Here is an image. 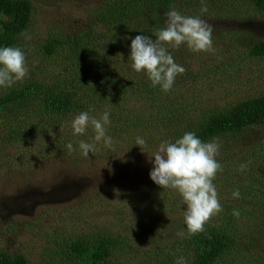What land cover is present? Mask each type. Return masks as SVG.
<instances>
[{
  "label": "trees",
  "instance_id": "obj_1",
  "mask_svg": "<svg viewBox=\"0 0 264 264\" xmlns=\"http://www.w3.org/2000/svg\"><path fill=\"white\" fill-rule=\"evenodd\" d=\"M56 1L63 5L70 0ZM92 1L82 5L87 7ZM101 1L103 4L97 5L93 12L85 9L84 18L76 21L73 29L64 27L67 23L48 29L45 42L39 46V56L43 59L39 65L44 67L13 87L0 89V121L4 125L0 129L2 154L17 157L24 154L12 149L17 135L20 143L32 136L48 135L46 151L49 155L58 150L52 142L54 135H67L73 144L84 140L102 149L104 144L94 141L91 127L85 135L76 136L77 140L72 137L71 121L82 111L98 116L109 110L108 134L113 138L112 146L121 140L135 148L138 147L134 146L136 138L142 136L147 141V146L143 147L145 152L162 141H175L187 131L196 132L207 142L214 138H239L255 129L264 130V91L234 98L221 107L210 99V88L204 89L203 83H209L205 78L213 72L208 62L213 57L210 52L214 50L216 59H220L219 36L215 34L209 51L193 52L185 45L176 49L169 47L175 62L186 71L176 77L167 92L152 87L143 72L131 69L130 38L147 35L154 39L157 30L164 26V13L172 9L185 16L202 18L192 11V3L200 4L203 0ZM242 1L246 4L239 6L243 9L238 13L247 11V16L255 13L251 19L253 24L249 22L255 32L248 39H243L241 31L238 34L247 46L248 55L262 62L264 67V0ZM206 8L208 11L210 4ZM225 9L226 13L234 15L233 8ZM33 10L30 0H0V46H20L22 33L30 27ZM254 24L261 28L259 32ZM187 59H193L192 68ZM206 101L207 106H204ZM255 153L264 158V151ZM255 153L250 158L244 150L237 149L235 159L231 149L223 146L218 152V157L223 159L217 161L224 167L237 162V166L243 165L246 171H254ZM257 168L264 174V161ZM177 203L181 204V200ZM252 205L247 208L233 204L222 206V211L205 223L203 232L192 235L186 231L184 217L180 218L177 225L183 232L170 240L174 256L169 264H176L178 257L186 258L187 264H264V214L258 216V206L250 209ZM234 210L240 215H233ZM149 224L153 226L152 222ZM133 232L131 239H118L116 234H98L90 239L83 235L80 240L64 242L66 247L61 249L59 260L45 264H108L117 250L118 254L121 252L126 240L133 242L132 250L136 251L133 248L142 237L137 230ZM255 232L258 234L255 238H261L263 244L259 254L255 252L251 258L245 242ZM0 264H28V261L22 254L2 251Z\"/></svg>",
  "mask_w": 264,
  "mask_h": 264
},
{
  "label": "rangeland",
  "instance_id": "obj_2",
  "mask_svg": "<svg viewBox=\"0 0 264 264\" xmlns=\"http://www.w3.org/2000/svg\"><path fill=\"white\" fill-rule=\"evenodd\" d=\"M30 1L34 10L25 33L31 39L25 40L22 35L18 46L26 56V80L39 67H44L39 65L43 60L39 56V46L45 42L48 29L64 23L68 24L64 25L69 27L68 30L73 29L85 9L90 13L97 5L103 4L101 0H94L87 7L82 4L89 0H70L63 5H58L56 0ZM208 4L210 9L201 12ZM245 4L242 0L192 3V11L201 14V19L212 25L213 34L219 36L220 59H216L214 50L210 52L213 57L208 62L213 72L205 78L209 83L203 85L205 90L210 88V99L221 107L227 106L234 98L264 91L263 64L252 59L247 46L243 45V39L255 32L249 24L255 13L248 16L247 11L238 13L243 9L239 6ZM225 8H233L234 15L226 13ZM254 27L258 32L261 30L255 24ZM238 31L244 34L243 39ZM187 60L192 68L193 59ZM3 127L0 121V129ZM18 136L13 138L12 149L21 150L24 153L21 157L0 152V252L22 254L28 264H45L59 260L61 249L66 247L64 242L80 240L83 235L90 239L98 234H116L118 239H131L135 235L133 230H137L142 239L134 246L136 251L132 250L133 242L126 240L121 252L118 254L117 250L108 264L172 262L174 253L170 240L176 234L182 235L183 230L177 221L184 217V205L182 202L178 205L181 198L174 190L161 189L149 179L151 156L159 144L145 152L144 148L130 147L119 140L110 153V148L104 145L85 157L79 144L74 143L75 150L71 152L66 148L71 142L67 135H54L52 142L58 150L49 155L46 151L48 135L32 136L23 143L18 141ZM72 137L77 140L76 136ZM216 140L220 149L223 146L230 148L235 159L237 149L244 150L250 158L255 151L259 154L264 151L262 129L251 130L239 138ZM0 143H3L2 137ZM218 155L216 160L223 159ZM262 161L264 158L255 153L254 171L241 170L237 162L226 167L221 165L213 180L221 207L233 204L247 208L254 203L250 209L258 206V216L264 214V174H260L257 168ZM237 189L240 197L234 199L232 192ZM255 235L258 234L255 232L245 242L247 251L252 253L251 258L255 252L259 254L263 244Z\"/></svg>",
  "mask_w": 264,
  "mask_h": 264
},
{
  "label": "clouds",
  "instance_id": "obj_3",
  "mask_svg": "<svg viewBox=\"0 0 264 264\" xmlns=\"http://www.w3.org/2000/svg\"><path fill=\"white\" fill-rule=\"evenodd\" d=\"M202 8L201 12H206ZM164 26L157 30L155 38L147 35H136L131 39V69L136 73L143 72L152 87H159L167 92L175 83L176 77L186 69L175 62L169 47L176 49L185 45L193 52L209 51L213 46V27L198 16H185L172 9L164 13ZM25 40L31 37L22 33ZM126 39H129L126 37ZM28 75L26 56L17 46H0V89L13 87ZM111 113L104 110L98 116L82 111L71 121L73 136H83L91 127L95 133L94 141L103 142L111 147L113 138L108 134L111 124ZM147 146L144 137L138 136L135 145ZM79 150L85 157L95 151V145L84 140L79 142ZM66 148L74 151L73 143ZM220 144L214 138L202 141L194 131H187L175 141H162L152 153L149 179L161 189L174 190L184 205V224L189 235L204 231L205 223L222 211L218 192L213 180L221 164L216 160ZM244 166L241 165V170ZM232 197L238 199L240 191L234 190ZM233 215L239 216L238 210ZM176 264H187L186 258L178 257Z\"/></svg>",
  "mask_w": 264,
  "mask_h": 264
}]
</instances>
